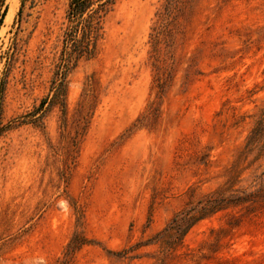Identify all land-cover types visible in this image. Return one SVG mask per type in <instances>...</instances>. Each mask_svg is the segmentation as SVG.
I'll return each mask as SVG.
<instances>
[{
	"label": "rangeland",
	"instance_id": "obj_1",
	"mask_svg": "<svg viewBox=\"0 0 264 264\" xmlns=\"http://www.w3.org/2000/svg\"><path fill=\"white\" fill-rule=\"evenodd\" d=\"M6 3L0 264H264V0H114L63 106L69 0Z\"/></svg>",
	"mask_w": 264,
	"mask_h": 264
},
{
	"label": "trees",
	"instance_id": "obj_2",
	"mask_svg": "<svg viewBox=\"0 0 264 264\" xmlns=\"http://www.w3.org/2000/svg\"><path fill=\"white\" fill-rule=\"evenodd\" d=\"M114 0H69L67 10V26L63 34V47L61 51V59L57 65L55 72L56 79L53 85L52 101H57L64 105L63 96L65 93L64 77L71 62H75L81 58L93 57L97 53L98 42L102 38V19L107 12L109 6ZM175 8L172 2L165 6L167 20L165 21L164 30H168V25L172 19V11ZM8 10L6 0H0V24ZM169 17V18H168ZM35 123L39 121V116L34 118ZM212 200H209V202ZM214 207L206 203L201 207L197 214L176 215L172 219V225H169L167 234H173L176 237L185 234L192 224L202 218L205 213ZM86 240L79 236H74L67 244V248L82 244Z\"/></svg>",
	"mask_w": 264,
	"mask_h": 264
}]
</instances>
